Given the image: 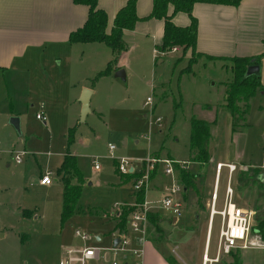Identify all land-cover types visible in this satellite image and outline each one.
I'll return each mask as SVG.
<instances>
[{"label": "rangeland", "instance_id": "obj_1", "mask_svg": "<svg viewBox=\"0 0 264 264\" xmlns=\"http://www.w3.org/2000/svg\"><path fill=\"white\" fill-rule=\"evenodd\" d=\"M147 43L130 53L127 70L123 68L125 74L129 73L125 79L111 73L93 80L112 58L111 49L101 42H70L61 49L51 46L45 50L24 77L5 73L0 80V264H58L65 245L112 244L110 230L118 219L116 206L127 203L122 211L137 197L133 179L123 181V174L116 169V158L121 156L134 158L136 167L139 159L149 154L187 160L186 167L175 165L173 179L181 185L178 172L182 175L187 171L190 177V171L197 172L193 184L187 183L191 191L179 215H183V221L174 227L156 220L158 224L147 225L149 236L160 240L155 245L175 263L201 262L209 210H200L195 198L203 196V203L210 200L217 160L237 164L232 172L234 201L239 199L243 206H255L256 201L257 219L264 213V198L258 194L264 186H254L258 197L245 189L250 188L248 184L235 192V177L250 173L252 166H264V95L257 92L249 99L245 117L236 120L238 129L232 131L230 113L224 108L226 83L232 79L230 63L196 55V62L190 63L192 54L187 57L181 48L160 55L163 62L159 63L151 60L152 47ZM89 70L94 73L87 80ZM14 79L21 80L19 88ZM82 82L95 91L90 96V111L79 122L83 89L78 91ZM148 96L152 97L151 104H145ZM40 110L45 112V120L36 116ZM11 111L19 119V129L10 123ZM156 115L161 117L158 123L152 121ZM192 115L215 118L210 124V157L199 164L191 161ZM73 125L74 140L68 146L67 132ZM108 143L114 145L112 153ZM67 146L75 153L86 182L78 201L80 207L62 221L63 182L56 169ZM20 151L24 153L17 162L15 154ZM94 160L99 168L94 167ZM48 171L52 182L39 184L40 174ZM227 177L223 166L218 179V208ZM171 179L162 166L152 169L147 198L155 202L161 186ZM151 213L167 218L162 209ZM219 225L220 216L216 214L209 238L210 255L216 250ZM77 229L90 238L82 240L75 234ZM97 233L102 236L98 242L94 240ZM240 252L243 264L264 262V251L258 247Z\"/></svg>", "mask_w": 264, "mask_h": 264}, {"label": "crops", "instance_id": "obj_2", "mask_svg": "<svg viewBox=\"0 0 264 264\" xmlns=\"http://www.w3.org/2000/svg\"><path fill=\"white\" fill-rule=\"evenodd\" d=\"M125 1L126 0H97L98 7L103 9L107 14L109 25L111 24L116 11L125 4ZM151 8L152 0H136V14L139 17L147 16L150 13ZM171 11L172 6L169 5L168 12L170 13ZM87 15L88 6L85 4L75 3L73 0H0V80H3L5 73L13 74L15 72L19 76L22 75V77H24L23 75L30 72V69L35 62L36 57L44 56L45 50H47L49 47H55L54 49L57 50L58 48L61 49L62 47H66L67 45H69L70 32L81 27L84 24ZM192 15L197 20L195 51L214 57H259V75L261 89L257 92H261V94L264 95V0H240L237 5L196 2L192 7ZM172 20L175 24L180 26L187 25L190 22L189 16L184 12L175 13L172 17ZM162 35V19L149 18L137 21L134 29L124 31L123 36L128 44V49L120 56L118 66L127 70L128 63L130 61V53H132V51L137 46H140V48L148 46L147 42H150V46L152 47L150 56L151 60H154L155 62L158 61L159 63L163 62L161 56L155 54L154 52V50H156L155 45L161 43ZM186 52V55L188 57L190 51L188 50ZM110 53L112 57V51ZM89 71H91V73L87 74L89 75L85 78L87 80L89 79L88 77H91L94 73V70ZM109 75H106L104 77H108ZM126 75H129V73L126 72ZM14 81V85H17L19 88V83L21 82V80L16 81L14 79ZM85 86L86 85L84 84V82L80 84L78 94L80 90ZM22 87L24 88L25 86ZM86 87H89L91 89V96L95 91L94 88H91L90 86ZM208 108H210V106ZM13 113V111L10 112V114L14 115ZM204 119L210 121V124L215 120V118H211L210 120V117H205ZM191 161L196 164H199L198 162L204 163V161ZM219 161L233 162L231 160H217L216 163ZM241 163H244V165L246 164L248 166H252L249 163ZM200 166L201 165H199L198 167L199 169H201ZM222 167L219 170L218 179ZM188 170L190 171L189 167ZM190 172L192 173L193 177H190L187 174L190 179L188 177L189 181L187 180L186 182L183 179L182 175L179 174L180 172L177 173V175L183 180L182 196L184 199V204L182 208L186 207V195L190 190L189 185H192L193 180L196 179L195 175L197 174V172ZM156 173L157 169L152 177H154ZM43 174L44 173H41L39 178ZM232 174L233 173H231V185L233 179ZM84 178L85 183L86 177L84 176ZM218 179L217 198L219 186ZM235 179V192L237 193V191L241 189L240 187L243 188L246 185H242V183H240V179L238 178V176L235 177ZM188 182H190L189 185L187 184ZM39 184L48 185L42 184L40 182ZM247 186L250 187L249 189L245 188L246 190H248L249 194H252L253 192V194L255 195L256 192L254 185ZM195 189L196 191H198L197 188ZM234 195L235 193L233 188V199ZM255 196L258 197L257 195ZM255 199L256 198H254V200ZM202 200L203 196L201 199H199L198 197L195 198L196 205H200V210H207V208L209 210L210 200L206 199L205 203H203ZM235 202L239 205H242V202H239V199H237ZM256 203L257 202L254 201L255 205ZM162 211H164V215L167 216V218H163L162 216L160 217V222L161 224H163V226L174 227L176 223H181L183 221V218L181 219L183 215L174 216L166 210ZM186 211H184V213ZM114 230L115 228L110 230V234L112 237V244L110 245L114 244ZM147 234L148 239L144 244L142 264H178L175 263L170 256L161 252L157 245H155L156 240L160 241L159 238L155 239L153 237H150L148 232ZM207 235H209V233L206 228L203 250L205 249V247H207ZM101 239L102 236L97 233L94 240L98 242ZM240 251L241 249H236L228 255H222L219 261H215L212 264H243L245 260L242 257ZM214 253L212 255H214ZM60 256L61 254L59 255V258ZM224 256L226 257L225 259L223 258ZM88 264H100V262L98 260H90Z\"/></svg>", "mask_w": 264, "mask_h": 264}, {"label": "trees", "instance_id": "obj_3", "mask_svg": "<svg viewBox=\"0 0 264 264\" xmlns=\"http://www.w3.org/2000/svg\"><path fill=\"white\" fill-rule=\"evenodd\" d=\"M75 3L85 4L88 6V15L84 24L70 32L69 42H101L108 46L112 51V58L107 62L106 66L97 72L96 80L100 76L111 74L120 67L118 66L120 56L127 51L128 44L124 39V31L132 30L139 20L149 18H159L163 20V35L161 43L155 45L156 50L160 52L168 51L171 47L177 46L181 48L183 54L187 50L192 54L189 57V62L194 63V55L206 57L209 60L228 61L231 66L232 79L226 83L224 108L231 115L232 130L238 129V118L243 119L247 111L249 99L261 89L260 75L258 71L247 73L249 66L259 65V57H214L204 53L195 51V41L197 35V20L192 15V7L196 2L218 3L237 5L240 0H152V8L150 13L145 17H139L136 14V0H126L115 13L111 24H108L106 12L98 7L97 0H73ZM169 5L172 6V11L169 13ZM177 12L186 13L190 22L187 25L180 26L173 22L172 17ZM242 103V107L239 105ZM76 127L70 126L67 134V144L74 140V132ZM209 139H210V121L192 115L190 118V133L189 145L191 149V160L206 161L209 159ZM66 148L63 159L57 167V174L63 182L62 192V214L61 219L64 221L71 216L79 207L78 201L81 195L82 185L85 181L84 174L79 168L76 160V155L69 148ZM250 173L241 176L239 179L242 185H254L258 188L264 186L263 167L252 166ZM123 174V173H122ZM135 174L133 172L120 175L123 181L130 180ZM185 182L188 179L187 172L182 171ZM190 183V182H189ZM258 194L264 198V191H259ZM136 202L142 200L143 191L136 192ZM256 206V205H255ZM134 205L125 207L118 215L115 227L119 229L126 228L128 215ZM258 215V211H257ZM161 216H155L151 212L148 214L149 224L156 225V221L160 222ZM156 220V221H155ZM258 225L263 227V212L258 217ZM157 223V224H158ZM150 226H148L149 228ZM149 230V229H148Z\"/></svg>", "mask_w": 264, "mask_h": 264}, {"label": "built area", "instance_id": "obj_4", "mask_svg": "<svg viewBox=\"0 0 264 264\" xmlns=\"http://www.w3.org/2000/svg\"><path fill=\"white\" fill-rule=\"evenodd\" d=\"M179 47L173 46L168 51L160 52L154 50L157 55H164L167 52H176ZM152 97L146 98L145 104H151ZM36 116L42 120L46 119L43 110L36 113ZM161 117L156 115L152 118L154 122H160ZM151 121V122H152ZM145 136L146 134H142ZM108 151L112 153L114 145L108 143ZM24 151L16 152L15 160H21V155ZM141 163L136 167L134 158L121 156L116 158V169L120 173L133 172V186L136 192L143 191V198L140 201L132 203L134 208L128 216V226L125 229L115 228L114 236L119 237L116 244L101 247L95 244L83 243L80 245H65L62 248L61 256L58 264H88L90 260H98L100 264H142V255L144 244L148 239L147 225L149 222L148 214L151 210L162 209L169 212L171 215L179 216L182 212V191L183 187L176 182L173 176L175 165L186 167L187 160H180L169 156H153L147 155L145 158L139 159ZM94 167L99 165L94 160ZM162 166L166 174L172 175L170 181H166L161 186V193L155 200L148 199L146 192L149 188L151 180V170ZM222 166L228 168L227 183L224 190V199L220 208L217 207V179L219 170ZM247 167V166H242ZM264 169V166H262ZM237 168L235 162H217L216 176L213 185V191L209 201L208 225L207 230L209 235L206 238L207 247L203 250L201 264H212L219 261L222 255L231 253L236 249L249 247H258L264 251V213L263 227L258 225L257 207L254 205L243 206L237 204L233 199V187L231 185V173ZM264 178V171L262 173ZM52 178L50 171L44 173L39 182L49 184ZM155 203H158L157 205ZM124 203L122 205H126ZM116 206L115 214L118 216L121 213V207ZM220 216V225L218 230V239L214 255H210L208 251V243L212 222L215 215ZM75 234L82 240L89 239L86 232L77 229Z\"/></svg>", "mask_w": 264, "mask_h": 264}, {"label": "water", "instance_id": "obj_5", "mask_svg": "<svg viewBox=\"0 0 264 264\" xmlns=\"http://www.w3.org/2000/svg\"><path fill=\"white\" fill-rule=\"evenodd\" d=\"M259 65L258 66H254L251 65L248 67L247 69V73H252L253 71H258L259 72ZM114 76L115 77H119L121 79H125L126 74H125V70L123 68H119L114 72ZM90 94H91V89L88 87L83 88L81 95L79 97V102L81 104V108H80V114H79V119L78 121H84L85 120V116L86 114L90 111ZM10 123L17 129H19V119L16 115H12L10 117ZM119 240V237H115L114 239V244H116Z\"/></svg>", "mask_w": 264, "mask_h": 264}]
</instances>
